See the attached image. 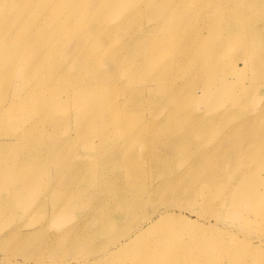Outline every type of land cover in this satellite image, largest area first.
Returning <instances> with one entry per match:
<instances>
[{
	"label": "rangeland",
	"instance_id": "1",
	"mask_svg": "<svg viewBox=\"0 0 264 264\" xmlns=\"http://www.w3.org/2000/svg\"><path fill=\"white\" fill-rule=\"evenodd\" d=\"M37 1L38 2L34 3V10H31L27 19L37 20L36 18L41 16L40 10H44L47 7L46 10L48 14H46V20L52 27H61L60 30L55 32L60 34L53 35L55 36L54 40L57 41L56 43L63 39H67L66 37L70 35L75 37L84 35L88 41H94L91 35L81 33V29H78L76 33L68 34L72 30L71 21L73 18L75 21L76 17L72 9L56 13L54 12V4L56 1L51 2L49 5L48 3L50 0ZM12 2H14V4ZM124 4H126V2H124ZM0 5H6L8 9V11H6L7 14L17 18L18 9L24 5V0H0ZM93 5H99V0L94 1ZM154 7V4L151 5V8ZM98 9L99 8H96V10ZM112 14H114V12H112L111 15ZM257 14L264 15V9L261 8ZM97 15L98 14H96V16H91V20H95L98 17ZM19 19L22 20L23 18L20 17ZM104 19L105 21L102 22L103 27L107 26L111 32L114 31V24L119 17L116 19L114 18V20ZM162 20L163 18L160 19L161 22ZM8 21L9 18L7 17V23H3L0 28V37L5 36L4 38L11 43L12 47L14 45H21L24 43V40L20 38L17 33H22V31L17 30ZM61 21L63 25L64 23H70V26H63ZM132 21L133 19H131V22ZM124 23L125 20L121 21L118 29H121ZM166 23L167 20L162 24L165 25ZM133 34L134 33L128 30L126 32L114 31L110 33V35L113 36L111 45L113 46L118 39L130 38ZM58 35L61 36L58 37ZM74 38H71V40ZM254 38L253 41L258 45L257 48L259 50L262 48V50H260L261 53L256 57L258 60L254 63L248 61L245 68L242 70L241 74H244L243 76L246 75V78L243 79V82L247 83L245 87L243 86L245 83L240 82L238 78L233 75L227 76L228 80L233 82V86L227 88L229 86L228 84L224 88V86L221 87V84H219V86L216 85L214 89L216 95H213L212 90L204 91L202 85L196 80L188 84V87L194 90V94H192V92L188 93L190 102L191 98L197 99L201 104L205 101L211 102L207 107L205 105H200L202 107L201 109L206 110V108H208L211 109L210 113H214L212 126L208 131L204 132H198L195 131L194 127L190 128L185 126L182 119H178L173 125L169 124V128L161 126L158 127L160 130H157L155 129L156 127H152L153 124L158 123L156 120L161 116L162 110L164 111V109H162L163 105L160 106L161 101L159 98L152 97L154 95L152 91H142L143 99H140L134 87L136 88L135 84L137 82L146 78V73L143 77L139 75L138 78H135V72H132L135 65L134 63L126 65L128 61L127 55H123L119 59L107 58L103 61H98L92 67L93 72L97 70L110 71L111 74L117 76L116 78L109 79L112 81H108V86H110V88L111 86L112 88H116L113 90L117 92V97H114L115 94H113L112 88L110 91L115 98L112 100H115V102H113L117 103V110L120 112L116 114L115 112H117V110H112V113L114 112L119 116L117 117L114 114L116 120L118 119L117 121L120 124L114 122V115L109 116L111 110L108 111L103 109V95H99L96 90L93 92L91 91L92 94L88 93L86 96L84 94L79 95L80 97L78 96L77 100H71L73 92L75 94L78 92L73 91V88H81L84 81L74 85L72 78L80 79L83 77L85 68H74L71 73V81H50L48 84L52 86L51 88L59 85L68 92H66L67 95L64 96L63 93L65 92L62 91L63 88L59 90V88L57 89V87H55L53 90L49 89L51 92H48V94V90L38 93V100L45 97V110L59 114L49 119L50 123L45 121V119L48 120L49 117H42V121L44 120L46 122L44 123L47 125L49 123V125H46L48 131H45V134L43 133L44 136H42L43 139L41 138V141L49 142L56 138L66 142L67 156L70 160L68 164L71 166L84 164L83 161L87 160L88 163L94 165L100 163L96 165L97 167H102L103 165H101L100 161L102 153L103 157L107 158L108 161L124 162L122 163L123 165L121 164L122 166L120 165L121 167L118 166V168H116V172L119 173L116 174V179L121 181L118 185L122 186L121 188H123V190L122 192L121 189L115 190L116 194L112 192L114 195L112 197H107L106 194L101 192V198H91L84 202V204L73 199H58L56 197L60 196H55L54 190H52V183L56 182L51 180V177L55 176L56 167L54 165V168L52 165H48L49 167L46 171H42L35 165L38 163H45L40 159L31 157L21 162L18 152H14L13 159H10L8 157L9 155L0 156V168L2 166L5 170H9L10 166L18 165L19 171L23 173V178H19L18 176L19 179L16 177L15 179L18 180H14L13 182L10 181L12 177H10L8 173L0 174V191L1 189L10 188L11 186V191L7 193L8 195H3L0 192V239L3 238L5 233L13 229L24 231L22 234L28 238L27 241H25V238L22 242H18V238L13 242L4 243V241H2V243H0V264H55L54 262L59 257L64 263L68 264L69 261L72 262L76 257L104 255L109 248L114 246V244L111 243L112 241L105 243L108 237L107 233L110 234L113 232V229H119L121 232L118 235L119 237L117 236V240L123 236L126 238L123 241L127 242L129 237L124 235L127 233L130 235L134 232L137 234L143 225L142 223L144 222L145 216L157 219V217H160L158 213H162L161 215L168 214L169 217L164 218L160 225L157 226L158 228H153L148 234L141 236L143 238L142 242H150L148 246L151 249L155 247V249H159V247L154 244L157 237L163 240L160 236L162 232L173 231L188 255L196 254L197 256L217 262L215 264H219L221 260L225 262L231 260L229 264H264V102H262V100H264V60H262L264 59V31L258 33V36L256 35ZM108 48L106 44L99 45L98 54H102V58H104L103 55L106 54ZM30 51L31 52L27 54L23 49L9 56L7 55L3 61L1 58L2 68H5L7 71L5 76H11V79L5 80V86L2 85L3 88L0 87V103L3 104V107L2 104H0V108L6 111V116L8 118L6 124H8L9 131L12 132L35 117L33 113H27V111L22 112L24 110L22 106L12 102L20 98L18 95H20V91L24 89L23 86H28V80L31 76L28 70L37 63L38 57L50 55L54 56V58L57 57L59 61L58 65L62 68L69 61L72 62L73 58L76 56L72 51H67L66 47L64 50L59 49L54 52L48 49L32 50L31 48ZM184 68L186 70V67ZM91 71L90 75L92 74ZM185 75H187V73H184V76ZM23 80L24 82H22ZM156 81L157 80H155V82ZM229 83L231 84V82ZM163 86L158 84L157 88L162 90ZM4 89H6V93L4 94L6 96L2 95ZM210 89L212 88L210 87ZM244 90L245 96H242ZM159 91L160 90H158V92ZM95 92L96 94H94ZM68 95L71 99L66 97ZM65 98H69L70 100ZM203 99L205 100L203 101ZM2 100H6L5 103H3ZM124 100L126 102H124ZM130 100L135 102V104ZM237 102L239 103L235 107L234 104ZM70 104L72 109H69ZM11 105L12 107L10 108ZM89 107L91 109H93L92 107L98 108L94 111L96 114L93 115V117H96L92 118L94 121L92 123L93 125L88 129L87 134L89 136L83 137L80 136L77 131L79 130V123H77V121L80 119L79 117L85 113V109L88 108V110H90ZM144 110H146V114L143 112ZM107 111L109 114L106 117ZM68 114L70 117L67 116ZM248 118L253 119L254 125L251 126V128L255 126L253 128L255 132H251L249 130L251 128H247L241 124L242 121H246ZM124 119H133L137 122L136 127L134 126L131 128L127 126V124L126 127H123ZM149 120L151 122H149ZM57 121L62 123V125ZM145 121H148L149 124L144 123ZM184 121L197 123L194 119L188 117H185ZM116 125L119 128L116 127ZM59 127L60 129H58ZM146 127L148 129H146ZM74 131H76L77 134H75ZM49 132L54 135L51 133L49 134ZM2 133L4 132L1 131L0 136ZM159 135L161 136L159 137ZM139 136L144 140L138 138ZM47 137L49 138L45 139ZM99 137L101 138L99 139ZM175 137L178 138V143L177 145L171 146V139ZM145 139L147 142H145ZM141 143L143 146H140ZM144 143H146V147H144ZM174 148L176 152L172 151ZM52 149H55V152H57V148H51V150ZM17 151L22 153L21 149H17ZM144 151L145 154L143 153ZM130 152H134V155L126 158L125 154ZM208 154L211 156L209 160H206L207 158L201 159V157ZM173 155L174 157H172ZM143 162L144 165L142 166ZM193 163H197L199 166L197 167L193 165ZM160 164L161 166H159ZM186 167H191L193 169L188 171L184 170ZM36 168H38V170ZM31 170H34V172ZM182 170L183 172L180 174ZM220 172H224V174L222 173L223 175H220ZM75 180L76 178H74L73 182ZM103 184L107 185V183ZM13 186L15 187L14 189ZM125 188H134V194L139 192L136 193L138 196L141 195L142 198L139 208L132 209L128 207L129 204L135 201L136 198L133 197L135 195H130L131 197L128 196L129 198L117 195V193H123ZM82 194L83 193H81V195ZM9 195L10 197H8ZM18 195H20V198L17 199V202L16 196ZM29 195H31L32 200H28V204H26V197ZM98 204L101 205L97 206ZM111 204L114 205L111 207L112 211L106 207V205ZM124 204L128 206L122 213L121 206ZM142 205L143 207H141ZM128 209H130V211ZM100 210H102V213ZM94 213H99L97 219L91 220L95 217ZM106 214L109 215V217ZM175 214H179L177 215L178 219ZM111 215L114 216V220L104 225L106 216L110 218ZM181 219L185 220L188 225L179 231L174 227ZM138 222L140 226H138ZM108 227H112L113 229L111 228V231L106 232V230H109ZM66 231L72 233L71 235H76L78 233L77 235L83 238L78 248L74 247L72 243L74 240L72 238H67L69 235ZM64 232L67 236L59 238V234ZM53 233L55 235L51 236L52 238H48V236ZM152 233H156L157 236ZM141 237H139V239H141ZM150 237L153 240H151ZM134 239L137 240V237L135 236ZM46 241L48 243H46ZM139 241L134 242L138 244ZM203 242H207V245L201 246L200 244ZM137 244L133 245L137 246ZM175 250L176 245L174 242V252ZM226 250H229V253ZM234 250L235 252H230ZM116 255L118 259L103 262L101 264H113L115 261H120L124 264L129 260L125 252Z\"/></svg>",
	"mask_w": 264,
	"mask_h": 264
},
{
	"label": "bare ground",
	"instance_id": "2",
	"mask_svg": "<svg viewBox=\"0 0 264 264\" xmlns=\"http://www.w3.org/2000/svg\"><path fill=\"white\" fill-rule=\"evenodd\" d=\"M94 1L97 0H50L48 3L49 5L51 2H55L54 12L56 13H59L60 11L63 10L72 9L76 17H75V21L74 18L71 21L72 30L68 34L70 35L72 33H76L78 29H81L82 30L81 33H87L94 38V41L92 42L88 41L84 35L81 36L79 35L78 37L70 35L66 37L67 39H63L58 43H56L57 41L54 40L55 36L53 35L60 34L55 32L60 30L61 27H52L51 24L46 20V14H48L46 10L47 7L44 10H40L41 16L36 18L37 20L27 19L31 13V10H34V3L38 2L37 0H24V5H22V7L18 9L17 18H14L7 14L6 11H8V9L6 5H0V28L3 25V23H7V17H8L9 18L8 22L11 23L17 30L22 31V33H17V34H19L20 38L24 40V43H22L21 45H17V46L14 45L12 47L11 43H9L6 38H4L5 36L0 37V87L1 88L5 86L4 85L5 80L11 79V76L9 77L5 76L7 71L5 68H2L3 65H1V62L6 58L7 55L9 56L12 53L14 54L16 51H20L24 49L28 54L31 52L30 51L31 48L32 50L48 49L54 52L59 49L64 50L66 47L67 51L70 50L72 51V53L76 55L73 58L72 62L69 61L62 68H60L58 65L59 61L57 60V57L54 58V56L52 55L44 56V57L41 56L38 57L37 63L28 70L31 73L30 79L28 80L29 84L26 87H24L25 85L23 86L24 89H22L19 93L20 95H18L20 96V98L15 100L16 102L14 101L12 103L21 105L22 108L24 109L22 112L27 111V113L29 112L33 113L35 117H33V119L27 121L26 124L20 126L17 130L12 132L9 131L8 124H6V121L8 120L6 116L7 115L6 111H4L3 108H0V125L2 124L0 127V132L1 131L4 132L2 133L4 135L1 134L0 136V156L9 155L8 157L10 159L11 158L13 159L14 152H18L20 154L19 156L21 162L31 157L40 159L45 163H38L35 165H37V167H39V170L42 171H46V169L49 167L48 165H52V166L54 165L56 167L55 176L51 177L52 178L51 180L56 182L52 183V187H53L52 190H54L55 196L56 195L60 196L56 198L58 199L65 198L66 200L73 199L81 204H84V202L94 197L101 198V192L106 194L107 197L114 196L112 192L116 194L115 190L121 189L122 192L123 190V188H121L122 186L118 185L120 184L119 182L121 181L116 179L117 177L116 174H119L116 172V168H118V166L121 167L123 165L122 163L124 162L120 163L121 161L120 162L112 161V160L108 161L107 158L103 157V153H102V155L100 154L101 165H103L102 167H97L96 164L99 165L100 163H96L94 165L88 163L87 160H86L87 162L85 160L83 161L84 164H80L78 166H71L68 164L70 160L67 156L66 142L56 138L55 139L50 138L52 140H50L49 142L41 141L43 139L42 136H44L43 133L45 134V131H48L47 126L50 123L49 119H52L58 113L45 110L46 107V101L44 100L45 97L42 98L41 100H38L39 97L38 93H40L41 91L48 90L47 91L48 94V92H51V90H53V88L55 89V87H57V89L59 88V90L63 88L62 86L59 85H56L55 87L51 88L52 86L48 84L50 81L70 80L71 73L74 68H85L83 77H81L80 79L72 78L74 85L84 80L82 84L83 86L81 88L80 87L73 88V91H78V92L76 94L73 92L72 99L71 97H69V95L71 94L70 92H69L70 94L66 97H69L71 100H77L79 95L84 94L86 96L88 93H91V91L93 92L94 90H96L97 93H99V95H103V100H104L103 109L108 111L111 110L110 114L107 111L106 117L108 114L109 116H112L120 111L117 110L118 105L117 103H114L115 100H112L115 99L114 97H117L116 95L117 92L116 91L114 92L113 90L116 88H112L111 86L113 90V94H115L114 96L110 91L111 88L110 86H108V81H112L109 79L116 78L117 76L111 74L110 71L106 72V71L97 70L93 72L92 67L98 61H103L107 58L119 59L123 55H127L128 61L126 65L130 63H134L135 65V68L132 71L135 72V76H136V77L134 76L135 78H138L139 75L143 77V75L146 73L145 75L146 78H143L141 81L139 79L140 82H137L135 84L136 88L134 87V89L139 94L140 99L141 100L143 99L142 91L144 90L147 92L152 91L154 93L152 97L159 98L161 101L160 106L163 105L162 109H164V111L162 110L161 116L159 117L158 120H156L158 123L156 124L152 123L153 124L152 127H156L155 129L157 130H160V128L158 127L161 126H164V128H169L168 127L169 124L173 125L178 119H182L183 124L185 126H188L190 128L194 127L195 131L198 132H204V131H208L209 128L212 126L214 113H210L211 109L208 108H206V110L201 109L202 107L200 105H205L207 107L211 104V102H207V101L203 102L205 100L203 99V101H201L203 103L201 104L198 102L197 99L194 98H191V102H190L188 93L192 92V94H194V90L192 88H189L188 84L196 80L198 83L202 85L204 91L212 90L213 95H216V93H214V89L216 85L219 86V84H221V87L224 86V88L228 84L229 86L227 88L233 86V82L228 80L227 78L228 75H233L234 77L238 78L240 82H243V79L246 78L245 77L246 75L243 76L244 74L243 75L241 74L243 68H245L248 61H252L253 63L256 62L258 60V58L256 57L258 54L261 53L260 50H262V48L259 50L257 48L258 45L253 41L255 39L254 36L256 35L258 36V33H262L264 31V15L257 14V12L261 8L264 9V0H99V5L97 6L93 5ZM124 2H126V4H124ZM12 3L14 4V2ZM153 4L155 7L151 8V5ZM96 8L99 9L96 10ZM112 12H114V14H112L113 16L111 15ZM95 13L98 14L97 15L98 17L95 20H91L90 17L96 16ZM20 17L23 19L22 20L19 19ZM118 17L119 19L114 24V31L126 32L128 30L129 32H132L134 34L130 38L118 39L117 42L112 46L111 43L113 41V36H111L110 33L114 31L111 32L109 28H107V26L103 27L102 22L105 21L104 18H106L107 20L110 19L114 20V18L116 19ZM162 18L163 20L161 22L160 19ZM131 19H133L132 22ZM123 20H125L123 27L121 29H118L121 21ZM166 20L167 23L163 25L162 23H164ZM63 26L66 27L70 26V23H64ZM60 36L61 35H58V37ZM71 38L74 39L71 40ZM101 44H106L109 47L106 50V54L103 55L104 58H102V54H98V46ZM184 67H186V70ZM90 71L92 72L91 75H90ZM184 73H187V75L184 76ZM155 80L157 81L155 82ZM22 82H24V80ZM229 82H231V84ZM243 83H245L243 85L245 87L247 83L246 82ZM158 84H160L161 86L164 85L162 90L157 88ZM210 87L212 89H210ZM5 90L6 89L2 91V95L6 93ZM158 90L160 91L158 92ZM62 91L65 92L63 93L64 96L67 95L66 92L68 91L64 90V88ZM94 94H96V92ZM242 96H245V90ZM69 98H65V99H69ZM126 98H130V97H126ZM5 101H3V103H5ZM124 102L126 101L124 100ZM145 102L144 105L146 106ZM262 102H264V100H262ZM132 103L135 104V102L133 101ZM238 103L239 102L234 104V106L236 107ZM71 104L69 109L70 108L72 109ZM12 105L10 106V108L12 107ZM92 108L93 109L89 107L90 110H88V108L85 109V113H83V115L79 117L80 119H78L77 121V123H79L78 125L79 130L77 131L80 136L83 137L89 136L87 134L88 129L91 128V125H93L92 123L94 121L92 120V118L96 117V116L93 117V115L96 114V112L94 111H96L98 107H92ZM112 110L114 111L117 110V112L112 113ZM145 111L146 110H144L143 112ZM69 114L67 116H69ZM116 116L119 117L118 115ZM116 116L114 117L115 118L114 122L120 124L117 121L118 119L116 120ZM42 117L45 118L49 117L48 120L43 118L45 119V121L49 122L48 125L45 124L46 122L44 120L42 121ZM185 117L194 119L197 123L184 121ZM149 122L151 121L149 120ZM58 123L62 125V123L60 122ZM144 123H148V121L147 122L145 121ZM253 123L254 121L252 118H248L246 121L241 122V124L247 128H251V126L254 125ZM126 124L127 126H130L132 128L134 126L136 127L137 122L134 121L133 119L131 120L124 119V125L122 124L123 127L124 126L126 127ZM117 125L116 127H118ZM145 125L148 126L147 124ZM60 127L58 129H60ZM253 128L249 130L251 132H255ZM146 129L148 128L146 127ZM51 132H49V134ZM74 132L75 134H77L76 131ZM47 136L51 137L50 135ZM160 136L161 135H159V137ZM49 137L45 139H48ZM100 138L101 137H99V139ZM138 138H140V136ZM146 139L145 142H147ZM177 143H178L177 137L171 139V144H172L171 146L177 145ZM144 145H145L144 147H146V143H144ZM140 146H143L142 143ZM51 148H57V152H55V149L51 150ZM17 149H21L22 153H20V151H17ZM175 150H176L175 148L172 149V151L176 152ZM143 153L145 154V151ZM133 155L134 152L125 154L126 158L132 157ZM172 157H174V155ZM210 157L211 156H209L208 154L201 157V159L203 160L207 158L206 160H209ZM143 165L144 162L142 166ZM193 165H196L197 167L199 166L197 163H193ZM17 166L16 165L10 166L9 170H5V168L1 166L0 174L8 173L9 176L12 177V179L10 180L11 182H13L14 180H18L20 177L23 178V173L19 171ZM159 166H161V164ZM36 169L38 170V168ZM192 169L193 168L191 167H186L184 170L188 171ZM34 170L31 171L34 172ZM182 172L183 170L180 172V174H182ZM224 172H220V175H223ZM16 177L18 179H15ZM74 178H76V180L73 182ZM103 183H107V185L106 184L104 185ZM14 188L15 187L13 186V189ZM9 191H11V186L10 188L1 189L0 192L3 195H5ZM133 191L134 188L132 189L125 188L123 193H117L118 196H125V198L128 196L131 197L130 195H135L133 197L136 198L135 201L132 200L134 202L132 203L130 202L131 204H129V206L125 204L121 206L122 213L123 210L127 208V206L132 209H137L140 207L142 201L141 195L138 196L136 195V193L139 192H136L134 194ZM81 193L83 194L81 195ZM8 197H10V195ZM30 197L31 195L26 197L27 198L26 204H28V200L29 201L32 200V197L31 198ZM18 198H20V195L16 196V201ZM100 205L101 204H98L97 206ZM113 206L114 205L112 204L106 205V207L109 208L111 211H112L111 207ZM141 207H143V205ZM128 210L130 211V209ZM100 211L102 213V210ZM98 214H95V217H93L91 220L97 219ZM161 214L162 213L160 214L158 213V216L160 217H157V219L153 217L150 218V216L146 217L144 215L145 218H144V222L142 223L143 225L141 226L137 234L136 232H134L133 234L131 233L130 235H128V233L125 231L127 234L124 236L129 237L127 242L123 241L126 239L123 236L122 238L117 240V236L120 234L121 230L119 231V229H113L112 227H108L109 230H106V232L111 231L112 229L113 232H111L110 234L107 233L108 237L106 238L105 243H109L112 241L111 243L114 244L112 248H109V250H107V252L104 255H93V256L86 255L83 257L80 256L74 258L72 262L69 261V263L71 262L70 264H101L103 262H108L118 259L116 254L123 252H125L126 257L129 259L124 264H128V262L129 264H215L217 263L214 262L213 260H209L197 256L196 254L188 255L185 249L180 244L181 242L178 241V237L174 235L173 231L162 232V235L160 236L164 241L159 239L158 237H157L158 239L157 238L156 240L154 239L156 241L154 245H157L159 249L158 248L155 249L156 247L154 249H151L148 246L150 242L149 243L142 242L143 238L141 236H145L146 234H148V232L151 231L153 228L159 226L162 220H164V218L169 217L168 214L166 215L165 214L161 215ZM177 215L175 214L176 218ZM107 216L109 217V215ZM106 218L104 221V225H107L108 223L114 220L113 215H111L110 218L107 219ZM181 220L178 221L176 226L174 227L179 231L188 225V223L185 220L183 219ZM138 226H140V223ZM23 232L18 229L15 230L13 229L11 231H8V233H5L3 235V238L0 239V243H2V241H4V243L13 242L16 238H18L17 240L18 242H22L26 238V236L22 234ZM66 233L69 235V237L67 236ZM66 233L65 232L61 233L59 234L58 237L61 238L67 236L68 239L72 238L74 240L72 242L74 247L78 248V245L83 238L79 237L77 235L78 233L76 235H71L72 233H70L69 231H66ZM54 235L55 234L53 233L49 235L48 238ZM154 235L157 236L156 233ZM135 236L137 237V240L134 239ZM139 237H141V239H139ZM150 239L153 240L151 237ZM27 240L28 238L25 239V241ZM134 241L136 242L139 241V243L137 244ZM173 241L175 242L176 245L175 252H174ZM46 243L48 242L46 241ZM133 244L135 245L137 244V246H134ZM200 245L206 246L207 242H203ZM226 251L228 252L229 250ZM230 252H235V250ZM230 262L231 260H227V262L221 260L219 264H229ZM54 263L67 264L64 263V261L60 259V257L56 259ZM113 264H123V263L120 261H115Z\"/></svg>",
	"mask_w": 264,
	"mask_h": 264
}]
</instances>
